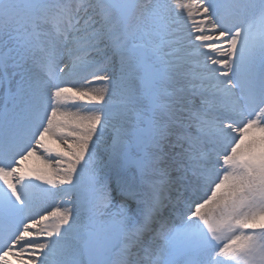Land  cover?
<instances>
[{
	"label": "snow or ice",
	"instance_id": "obj_1",
	"mask_svg": "<svg viewBox=\"0 0 264 264\" xmlns=\"http://www.w3.org/2000/svg\"><path fill=\"white\" fill-rule=\"evenodd\" d=\"M0 264H264V0H0Z\"/></svg>",
	"mask_w": 264,
	"mask_h": 264
}]
</instances>
